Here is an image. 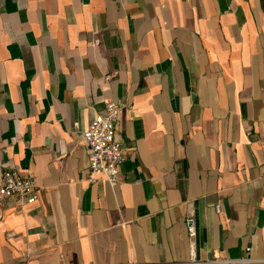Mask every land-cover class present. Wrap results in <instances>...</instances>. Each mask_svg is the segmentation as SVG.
<instances>
[{
  "label": "crops",
  "instance_id": "0c3cea01",
  "mask_svg": "<svg viewBox=\"0 0 264 264\" xmlns=\"http://www.w3.org/2000/svg\"><path fill=\"white\" fill-rule=\"evenodd\" d=\"M107 101L116 188L86 177ZM15 167L40 199L0 198V264H264V0H0V184Z\"/></svg>",
  "mask_w": 264,
  "mask_h": 264
},
{
  "label": "built area",
  "instance_id": "2783aa9c",
  "mask_svg": "<svg viewBox=\"0 0 264 264\" xmlns=\"http://www.w3.org/2000/svg\"><path fill=\"white\" fill-rule=\"evenodd\" d=\"M124 106L113 101H107L102 113L97 114L94 121L84 133V143L88 154L89 165L87 181L97 183L105 180L112 188L121 183V172L127 159V148L118 135L120 114ZM0 198L17 200L22 206L35 204L40 199V190L37 181L19 168H7L0 184ZM216 209L221 212V206ZM186 228L191 247V262L197 263L196 249L198 227L193 202L187 204ZM251 248H247L250 253ZM251 257L240 260H219L210 262L242 263L253 262ZM201 263V262H200Z\"/></svg>",
  "mask_w": 264,
  "mask_h": 264
}]
</instances>
